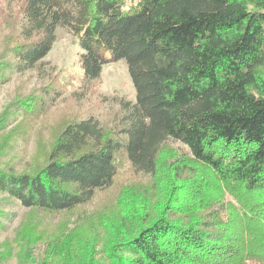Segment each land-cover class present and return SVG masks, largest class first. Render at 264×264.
Returning a JSON list of instances; mask_svg holds the SVG:
<instances>
[{
	"label": "trees",
	"instance_id": "trees-1",
	"mask_svg": "<svg viewBox=\"0 0 264 264\" xmlns=\"http://www.w3.org/2000/svg\"><path fill=\"white\" fill-rule=\"evenodd\" d=\"M19 13L15 69L42 60L63 26L84 82L123 60L135 93L112 130L93 115L69 120L40 166L0 170L1 194L55 214L121 184L114 205L76 214L36 259L27 233L25 259L264 264V0H20ZM169 139L188 156L162 157ZM123 160L137 184H117Z\"/></svg>",
	"mask_w": 264,
	"mask_h": 264
},
{
	"label": "rangeland",
	"instance_id": "rangeland-1",
	"mask_svg": "<svg viewBox=\"0 0 264 264\" xmlns=\"http://www.w3.org/2000/svg\"><path fill=\"white\" fill-rule=\"evenodd\" d=\"M19 8L20 0H0V67L11 68L0 78V170L16 173L33 171L42 164L45 150L65 122L93 115L100 127L112 130L118 124L121 105L135 102L123 60L104 65L96 81L82 80L77 63L81 49L77 38L63 26L56 28L53 46L42 60L15 69L16 59L10 56V48L18 41ZM47 90L54 91L53 97H44ZM25 102L33 105L24 110L17 107ZM163 147L162 157L188 156L178 141L169 139ZM137 177L123 160L117 184L124 181L137 184ZM120 186L98 193L86 206L57 214L24 208L0 193V264H35L23 255L27 233L39 237L29 253L35 258L46 239L71 226L76 214L114 205ZM227 200L231 197L225 194L223 201Z\"/></svg>",
	"mask_w": 264,
	"mask_h": 264
}]
</instances>
